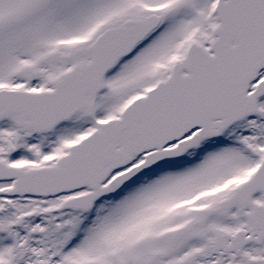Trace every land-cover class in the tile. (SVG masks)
<instances>
[{
  "label": "snow or ice",
  "instance_id": "snow-or-ice-1",
  "mask_svg": "<svg viewBox=\"0 0 264 264\" xmlns=\"http://www.w3.org/2000/svg\"><path fill=\"white\" fill-rule=\"evenodd\" d=\"M0 264H264V0H0Z\"/></svg>",
  "mask_w": 264,
  "mask_h": 264
}]
</instances>
